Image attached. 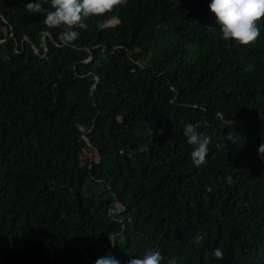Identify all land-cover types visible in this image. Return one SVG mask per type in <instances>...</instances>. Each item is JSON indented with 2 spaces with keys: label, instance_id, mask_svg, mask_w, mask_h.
<instances>
[{
  "label": "trees",
  "instance_id": "1",
  "mask_svg": "<svg viewBox=\"0 0 264 264\" xmlns=\"http://www.w3.org/2000/svg\"><path fill=\"white\" fill-rule=\"evenodd\" d=\"M32 2L0 0V264H264V18L244 46L211 0H126L66 45Z\"/></svg>",
  "mask_w": 264,
  "mask_h": 264
},
{
  "label": "clouds",
  "instance_id": "2",
  "mask_svg": "<svg viewBox=\"0 0 264 264\" xmlns=\"http://www.w3.org/2000/svg\"><path fill=\"white\" fill-rule=\"evenodd\" d=\"M51 10L45 8L41 0L28 3L25 7L30 13H40L44 16V24L48 28L63 27L60 40L64 44H71L79 37V32L74 29H86L85 21L92 17H102L112 12L118 6L126 3V0H50ZM208 8L216 19L221 36L224 40H231L239 45H250L260 36L258 21L264 18V0H211ZM77 130L87 134L89 128L77 123ZM183 135L187 143L194 146L191 159L194 166L199 167L206 163L208 145L211 137L204 136L197 131L196 126L186 124ZM258 155L264 158V143L258 147ZM228 182L232 183L229 176ZM213 256L219 260L224 257L222 248L217 247ZM165 257L158 249H148L142 256L130 259L127 264H162ZM95 264H121L111 254L95 260ZM167 264H177L176 259L169 258Z\"/></svg>",
  "mask_w": 264,
  "mask_h": 264
},
{
  "label": "rangeland",
  "instance_id": "3",
  "mask_svg": "<svg viewBox=\"0 0 264 264\" xmlns=\"http://www.w3.org/2000/svg\"><path fill=\"white\" fill-rule=\"evenodd\" d=\"M83 153L84 154H86V155H88L89 153H88V151H83ZM88 183V180H86L85 181V184H84V186L83 187H85V185ZM92 186H93V188H97L98 187V184L97 183H93V184H91Z\"/></svg>",
  "mask_w": 264,
  "mask_h": 264
},
{
  "label": "water",
  "instance_id": "4",
  "mask_svg": "<svg viewBox=\"0 0 264 264\" xmlns=\"http://www.w3.org/2000/svg\"><path fill=\"white\" fill-rule=\"evenodd\" d=\"M88 142V140H86Z\"/></svg>",
  "mask_w": 264,
  "mask_h": 264
}]
</instances>
